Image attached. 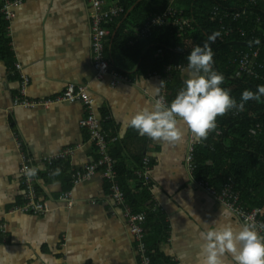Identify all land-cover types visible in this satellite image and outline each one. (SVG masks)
<instances>
[{
    "label": "crops",
    "instance_id": "obj_1",
    "mask_svg": "<svg viewBox=\"0 0 264 264\" xmlns=\"http://www.w3.org/2000/svg\"><path fill=\"white\" fill-rule=\"evenodd\" d=\"M103 1L108 6L112 0ZM122 8L121 13L127 15ZM9 11L13 14L9 20L0 12L7 22L3 37L9 40L12 54L8 63L0 59V249L12 254L11 264H139L130 228L101 173L72 186L71 205L60 200L72 171H81L98 159L88 130L80 126L87 114L83 103L61 102L47 108L15 106L20 86V74L12 73L16 63L28 80L31 99L59 97L70 86L86 89L101 126L104 117L112 123L110 133L116 137L113 143H120L119 160L127 170L136 172L138 162L149 159V204L168 228L157 244L159 254L176 264H203L200 233L206 226L213 227L218 221L238 228L246 223L207 191L213 189L207 182L188 170L189 145L196 140L186 125L178 124L180 140L163 143L140 136L127 124L135 112L156 103L155 88H159V96L166 99L169 95V65H164L166 77L150 68H117L104 48L108 68L100 73L93 49L89 0H24ZM156 13H150L137 27L135 41L151 37L154 28L147 21ZM119 15L103 28L111 33ZM158 55L155 57L160 60ZM184 68L182 80L187 79V66ZM220 134L217 130L213 139ZM16 141L34 159L36 191L44 202V213L16 211L24 196ZM63 150L70 153L58 161L63 163L61 170L53 177L47 175L48 166L42 159ZM128 184L131 190L137 185L134 179ZM224 189L240 195L230 178L220 192L213 190L221 193ZM221 260L233 264L229 254Z\"/></svg>",
    "mask_w": 264,
    "mask_h": 264
},
{
    "label": "trees",
    "instance_id": "obj_2",
    "mask_svg": "<svg viewBox=\"0 0 264 264\" xmlns=\"http://www.w3.org/2000/svg\"><path fill=\"white\" fill-rule=\"evenodd\" d=\"M137 1L119 0V5L125 8L127 15L124 16L121 13L117 18L120 24L118 25L116 21L111 26L110 40L105 46V55L112 60L114 66L119 68L128 65L127 68L136 67L139 70L150 68L159 73H163L164 65L180 64L184 68L187 66V55L202 38L204 44L208 43L213 50V69L224 77L221 87L226 88L237 103L240 102L243 91L250 90L255 93L257 86H264V82L260 79L238 74L236 65L232 63L236 51L246 50L252 46L258 47L260 55L264 56V4L260 6L262 9L257 10L253 16L237 21L229 20V23L234 27L239 26L246 29L249 32L247 33L248 37H243L235 32L227 42L214 45L208 41V37L218 31V17L210 9L214 4H219L218 0L187 1L189 8L191 6L192 13H198L194 15L197 27L193 32L188 31L184 38L179 35L176 28L170 25L167 27L155 26L150 38L135 41L137 27L146 21L150 13L155 11L159 14L162 13L170 2V0ZM232 1L238 3L245 0H230L227 4L229 5ZM233 6L230 8L238 10L239 5ZM257 17L261 21L260 24H258L259 21L257 22ZM6 25L7 22L0 16V59L8 63L12 59V54L9 40L3 37ZM252 30L253 33H251ZM250 40L253 42L251 46L247 44ZM256 40L259 41V44L255 43ZM203 45L201 46L203 47ZM156 54L161 56L160 60L155 57ZM181 73L182 71L173 70L169 74L167 84L169 95L166 97L168 103L184 86L185 80H182ZM162 76L166 77L165 72ZM236 111L238 115L227 112L223 116H218L216 118L217 126L209 133L207 139L195 144L193 173L217 192L221 191L229 178L233 180V184L240 194L241 205L248 210L259 209L260 220L264 221V96L259 101L246 102L243 111ZM103 119V130L114 141L116 137L110 133L112 123L106 117ZM257 126L262 129L260 133ZM217 130H220L221 134L214 140L213 137ZM113 141L109 144V155L116 162L117 179L125 193L127 204L135 212L141 209L148 211L147 227L151 222H154L148 227L145 239L148 248L154 250L153 263L176 264L161 256L157 251V244L168 228L161 215L152 211L150 207L151 188L142 186V181L135 172L131 173L127 170V167L119 160L121 156L120 143H113ZM62 164L56 163L49 176H54L58 169L61 170ZM135 171H142L141 162H138ZM130 179H134L137 183L132 190L128 184ZM72 186V179H68L63 191H70Z\"/></svg>",
    "mask_w": 264,
    "mask_h": 264
},
{
    "label": "built area",
    "instance_id": "obj_3",
    "mask_svg": "<svg viewBox=\"0 0 264 264\" xmlns=\"http://www.w3.org/2000/svg\"><path fill=\"white\" fill-rule=\"evenodd\" d=\"M22 1L24 0H3V3L0 5V12L6 19L9 20L13 17L9 8L20 4ZM187 1L189 0H170L167 8L162 13L153 14L147 22L150 23L152 28L155 26L167 27L171 25L178 30L179 35H183L185 32L193 30L196 25L194 15L198 13H192L191 6L189 8ZM229 1L230 0H218L219 4H214L210 9V11L218 17L217 32L220 33V36L216 38L215 42H211L214 45L227 42L230 36H232L235 32H238V34L243 37H248L247 33L249 32L246 29H242L239 26L234 27L233 24L229 23V20L237 21L239 19H245V17L253 16L257 10L262 9L260 6L264 4V0H245L238 3L236 1H232L229 4L231 8L234 7L233 5H239L238 10H234L227 4ZM89 2V16L92 24L91 31L93 34V49L98 55L97 59H99V61H97V65L101 71L100 73H106L108 63L103 59L102 50L104 49L106 37L110 32L109 30L103 28L102 25L113 21V19L123 12V8L119 5L117 0H112L108 6H105L103 0H89ZM257 22L258 24L261 22L258 17ZM253 30L251 33H253ZM252 43L253 42L250 40L247 44L250 45ZM232 63L236 65L238 74L254 77L255 79H260L264 82V56L262 57L260 55V49L258 47L252 46L246 50L236 51V55ZM183 69L184 68L180 65L169 66L167 72L170 73L172 70L181 72ZM12 73L20 74L18 94L13 101L15 106L24 108L41 106L47 108L53 104L61 102L78 101L83 103L87 110V114L81 120L80 126L88 130L89 140L95 148L98 159L81 171H72V183L75 185L81 181L90 179L98 172L101 173L109 184L110 196L112 200L115 205L121 209L126 223L130 228V232L136 243L138 263L154 264L152 260L154 250L149 249L145 242L148 231V211L146 209H141L140 211L135 212L127 204L125 193L117 179V173L115 170L116 162L109 155V144L113 141V139L108 137L107 133L102 129L100 122L95 118L92 112V100L88 96L86 89L81 86L78 88L70 86L66 88L64 93L59 97L46 100L31 99L27 94L28 80L23 74H21V66L16 63ZM161 96L164 97V95ZM164 101L166 104L168 103L165 97ZM230 111H232L234 115H238V112L235 109ZM257 127L258 132L260 133L262 129L260 126ZM197 143V141H191L186 157V165L191 173H193L195 169L193 164V148ZM16 145L20 151L21 164L19 173L23 178L24 185L23 203L16 208V211L31 214L44 213V202H41L38 198L36 191V176L32 168L34 159L23 149L21 142L16 141ZM69 153L70 150H63L57 154L42 159V161L48 166V175L52 172L53 166H55L58 161L63 160ZM135 174L141 179L142 186L150 187L151 180L149 176L148 158L145 157L142 161V171H136ZM207 191L219 198L225 207L229 209L238 219L246 224L255 225L258 233L264 236V228L260 227L261 225H264V223L260 220L261 212L259 209L248 210L244 208L241 205L239 195L229 191L228 189H224L221 193H217L211 188H208ZM70 198L71 194L69 191L63 192L60 196V200L67 202L68 205H71Z\"/></svg>",
    "mask_w": 264,
    "mask_h": 264
},
{
    "label": "clouds",
    "instance_id": "obj_4",
    "mask_svg": "<svg viewBox=\"0 0 264 264\" xmlns=\"http://www.w3.org/2000/svg\"><path fill=\"white\" fill-rule=\"evenodd\" d=\"M196 27L197 24L189 32H193ZM187 32L180 36L184 38ZM219 36L220 33L215 32L208 37V41L215 42ZM204 43L200 38L197 46L187 55V79L176 97L166 104L164 97L159 96L157 87L154 89V95L158 96L156 103L151 108L138 110L128 119V126L140 136H147L153 141L175 143L182 138L178 128L182 122L196 141H202L216 128L218 116L232 109L243 111L246 102L259 101L264 96V86H257L255 93L243 91L237 103L229 91L221 87L224 77L213 69V50L208 43ZM255 43L259 44V41ZM260 227L264 228V225ZM200 237L203 242V264H223L221 256L225 254L231 256L233 264H264V236L258 233L253 224H241L233 228L231 224L217 221L213 227L206 226ZM11 255L5 248L0 249V264H11Z\"/></svg>",
    "mask_w": 264,
    "mask_h": 264
}]
</instances>
